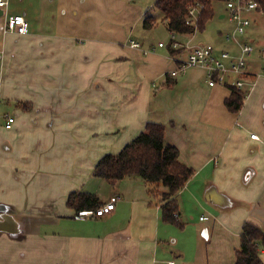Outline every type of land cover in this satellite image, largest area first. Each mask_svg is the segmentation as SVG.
I'll return each instance as SVG.
<instances>
[{
    "label": "crops",
    "instance_id": "crops-1",
    "mask_svg": "<svg viewBox=\"0 0 264 264\" xmlns=\"http://www.w3.org/2000/svg\"><path fill=\"white\" fill-rule=\"evenodd\" d=\"M153 2L9 0L0 11V264H236L244 223L264 230V11L243 36L223 22L212 44L238 53L229 34L255 48L254 85L230 112L231 89L210 86L204 67L171 75L206 44L185 45L171 31L169 44H143ZM16 14L27 34L5 31ZM147 122L164 124L194 169L176 195L183 227L163 221L162 200L142 178L93 176ZM73 191L101 205L120 199L111 214L81 218L67 205Z\"/></svg>",
    "mask_w": 264,
    "mask_h": 264
},
{
    "label": "trees",
    "instance_id": "trees-1",
    "mask_svg": "<svg viewBox=\"0 0 264 264\" xmlns=\"http://www.w3.org/2000/svg\"><path fill=\"white\" fill-rule=\"evenodd\" d=\"M223 0H155L154 8L161 10L163 20L168 22V29L176 34H193L205 30L208 22L214 17L213 3ZM264 11V0H257ZM199 4L201 9L197 20L188 23L189 10ZM157 19L147 14L143 21L145 29L156 26ZM182 49H173L177 54ZM172 80L167 85H172ZM230 96L225 100L230 112H239L249 94L248 90H240L229 86ZM25 109L31 106L25 105ZM93 176L100 177L110 183H116L127 177L138 176L154 189L162 200V219L183 227L179 218V203L176 195L193 176L194 169L180 160L179 149L166 141V126L162 123L147 122L144 130L117 154L104 155L95 165ZM67 205L77 212L97 209L101 203L98 197L86 191H73L67 197ZM264 250V230L252 223L245 222L241 231V246L236 251V264H264L261 259Z\"/></svg>",
    "mask_w": 264,
    "mask_h": 264
},
{
    "label": "built area",
    "instance_id": "built-area-1",
    "mask_svg": "<svg viewBox=\"0 0 264 264\" xmlns=\"http://www.w3.org/2000/svg\"><path fill=\"white\" fill-rule=\"evenodd\" d=\"M228 17L234 23V30L239 36L247 33L251 26L253 19L251 14L260 10L261 4L257 0H224ZM9 5V0H0V11H5ZM201 5L196 4L189 10L188 23H194L197 20ZM5 31L16 34H27L29 31V24L23 15H10L6 20ZM174 33V32H172ZM174 37V35H173ZM238 43V53H232L229 50H218L212 44L200 45L192 49L186 61L171 72L172 76H176L180 71L185 70L189 66L204 67L207 71V78L210 86L217 84L233 86L240 90H250L254 85L251 79V73L248 70V59L254 52V46L250 42H240L236 36L227 35V40H233ZM136 46L139 44L135 43ZM163 42L159 46H164ZM175 47L177 44L174 45ZM14 119L8 117L7 127L12 126ZM251 138H257L256 134H252ZM117 196H113L109 202L97 209L82 210L81 216L94 215L97 217L105 216L115 209ZM201 220L208 219L207 216H202ZM174 263V262H171Z\"/></svg>",
    "mask_w": 264,
    "mask_h": 264
},
{
    "label": "rangeland",
    "instance_id": "rangeland-1",
    "mask_svg": "<svg viewBox=\"0 0 264 264\" xmlns=\"http://www.w3.org/2000/svg\"><path fill=\"white\" fill-rule=\"evenodd\" d=\"M148 1H154V0H148ZM213 7H214V10L216 12V15L208 22L205 30H203V31L198 30V31H196V33H194L195 35H192V34H190V35L176 34V40L178 42L183 43V44L188 45V46L189 45H200V44H214L216 42L215 38L218 35L219 29L223 27V25H222L223 22H225V23H231V22H230L229 18H227V17L223 18V19H220V17H219L220 13H223V11L226 12V10H225L226 5H225L224 0L223 1H215L213 3ZM151 15H153L157 19V24L154 28L149 29L147 31H144V36H143V38H141L143 44L149 45L150 43H158L159 41L165 42L166 44L171 43L172 35H171L170 30L166 26V23L162 21V17H163L162 11L158 10V9H154L152 11ZM113 196H115V195H113ZM113 196H111L110 199H112ZM116 196H117V201H118L120 199V197H119V195H116ZM110 199L107 202H109ZM107 202H105V203H107ZM104 204H102V205H104ZM115 208H116V204H115ZM80 212L81 211H79L77 213V217L82 218V217L91 216V215L81 216ZM112 212H110L109 214H111ZM106 215H108V214H106ZM92 216H94V215H92ZM171 264H173V263H171Z\"/></svg>",
    "mask_w": 264,
    "mask_h": 264
}]
</instances>
